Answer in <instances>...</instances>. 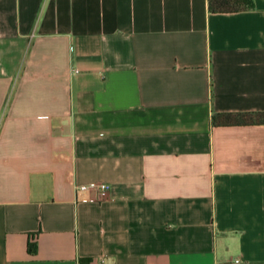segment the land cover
<instances>
[{"label": "crops", "instance_id": "0c3cea01", "mask_svg": "<svg viewBox=\"0 0 264 264\" xmlns=\"http://www.w3.org/2000/svg\"><path fill=\"white\" fill-rule=\"evenodd\" d=\"M246 110L264 0H0V264H264Z\"/></svg>", "mask_w": 264, "mask_h": 264}, {"label": "trees", "instance_id": "16d2710c", "mask_svg": "<svg viewBox=\"0 0 264 264\" xmlns=\"http://www.w3.org/2000/svg\"><path fill=\"white\" fill-rule=\"evenodd\" d=\"M254 6L255 0H209V8L214 12H234ZM212 118L215 125L264 123V110L217 111Z\"/></svg>", "mask_w": 264, "mask_h": 264}, {"label": "built area", "instance_id": "2783aa9c", "mask_svg": "<svg viewBox=\"0 0 264 264\" xmlns=\"http://www.w3.org/2000/svg\"><path fill=\"white\" fill-rule=\"evenodd\" d=\"M77 187L82 190L94 188L98 191L99 197L101 199L106 198L109 195L110 189H111V185L108 182H99V183H92V184L83 183V184L77 185ZM99 264H105L104 257L99 258ZM110 264H116V263H110Z\"/></svg>", "mask_w": 264, "mask_h": 264}]
</instances>
